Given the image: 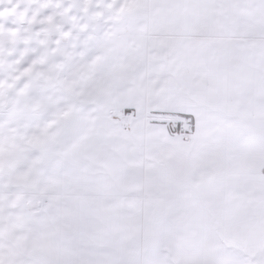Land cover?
I'll return each mask as SVG.
<instances>
[{"label":"snow or ice","instance_id":"1","mask_svg":"<svg viewBox=\"0 0 264 264\" xmlns=\"http://www.w3.org/2000/svg\"><path fill=\"white\" fill-rule=\"evenodd\" d=\"M0 264H264V0H0Z\"/></svg>","mask_w":264,"mask_h":264}]
</instances>
